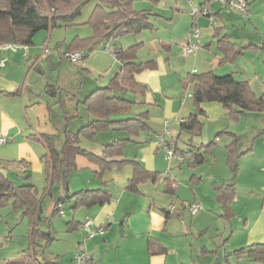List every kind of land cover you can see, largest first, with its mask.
Returning <instances> with one entry per match:
<instances>
[{
  "label": "rangeland",
  "instance_id": "rangeland-1",
  "mask_svg": "<svg viewBox=\"0 0 264 264\" xmlns=\"http://www.w3.org/2000/svg\"><path fill=\"white\" fill-rule=\"evenodd\" d=\"M199 1L200 0H134V9H149L152 13H157L162 16L160 22L156 21V23H159L160 28L156 31L146 30L140 34L125 35L117 38V41L124 47L135 45L141 39L142 45L137 51L139 60H158L159 58H163L167 52L162 48L161 42L170 44L168 50L170 64L167 65V63H165L167 67V75L160 76L159 80L163 88L172 86L166 95H168L170 97L169 99L174 102L175 108L177 109L182 106V109L190 108L191 112L194 111V106L192 104V99L187 97V92H192V86L187 85V87L184 88L181 85H176L175 82L176 80L180 81L179 76L183 75L182 73L185 74L187 71L200 73L211 70L215 74L223 75L229 71H233L236 73L235 77L237 79H244L246 77L250 80L252 79L253 87L255 89L256 87H260L264 82V0H247L249 3L247 16H242L230 8H221L220 15L223 20H219L215 15V7H218L219 5L216 0L215 1L218 5L216 6L215 3L212 5V9L214 10H212L213 15L206 17L205 15L198 13L193 17L192 12L199 7ZM95 6L96 0H89L82 8L77 23L67 28L57 27L52 29L57 34L56 37L59 39L58 41H62V48L64 47V37L70 40L75 36L77 37V35H80L81 37H89L92 35V28L87 24V21ZM45 11L48 12L49 10L46 8ZM167 18H170L171 20H168L169 27L165 28L164 26L167 24L165 19ZM191 22H196L197 24L193 27ZM0 27L2 26L0 25ZM193 28L199 30V38L197 39L198 49L192 54H184L182 48L185 45L186 40L189 39ZM249 28H251V32H249ZM213 33H217L218 35L228 33L231 40H234L237 43L253 41V43H257L259 47L254 50H247L242 55L234 54L233 57L228 55L225 61L221 63L224 54L215 47L217 39L213 37ZM44 34H46L45 31L37 33L35 39L43 37ZM200 39L204 42L199 43ZM207 43H211L209 50L203 48ZM44 44L45 42L41 46V54L39 53V50H37L41 71L33 70V78L32 80H29V84L32 86L31 89L35 92H41L43 96L36 98L33 103L28 105V115L30 117L31 127L35 129L27 130V132H25V130L23 132V137L25 138L27 135L25 133H28L29 135L39 133V136L41 135V137L42 133L50 135L51 143H53L54 147L60 151L64 142L62 129L59 128L61 127V123L69 126V130L76 131L78 128L73 126L82 125V123H84L83 120L87 115L85 108L81 105H77L78 109H75H77L76 114L78 117L70 119L65 123V114L63 115L62 109L52 102L56 101L59 97L62 99L69 97L67 95L68 90L75 87V81L77 80V77H75L74 74L75 70L82 72V65L89 67L91 69L90 73L93 77L98 78L100 75L98 74V71H101L102 75L103 72H105L106 75H111L115 61L110 53H94L91 57L80 59L78 62L72 63L68 58L62 57L64 51H58L53 47V44L49 45L48 53L44 54ZM240 47H237V50L240 49ZM101 48H103V46L98 44L97 49L100 52H103ZM111 48L112 45L111 47L109 46V51ZM49 57H51V60H49ZM50 61H52L53 64L50 63ZM96 62H99L97 63V67L94 66ZM83 72L86 73L85 71ZM46 84H53L55 86L59 85L58 89L55 88V97L44 91V86ZM177 84L179 83L177 82ZM126 97L129 100L134 101V104H132L129 109L130 113L127 116H123V118L132 117L136 113L149 110V117L147 120L148 127H151L150 130L154 127L157 131H160L159 129L162 128L163 123L162 120H160V113L157 110H153L152 107L149 108L148 105H145L144 108H142L143 100L137 102V100H140V95H132L128 93L126 94ZM45 99L50 100L48 106L46 105ZM205 106L207 107V112H210V114L217 109L222 108L220 104L215 102L204 104V109ZM146 107H148V109ZM171 121L172 120H170V123ZM200 121L202 122L201 132L199 135L194 136L193 139L197 142H208L209 140L214 139L215 133L219 128L214 116H211L210 119L203 117ZM169 128L177 130L176 125L171 124ZM245 129L248 131V134H243L242 140H251L253 154L252 157H249L252 159L244 163L242 167L237 170L236 174L234 172L232 174L228 169L226 170V162L224 163V160H221L219 156H217L213 165H211L212 157H210L199 167L191 169L186 165V161L179 162L175 158H165L164 152L160 148L159 149L162 151V153H160L162 155V168L158 171L170 172L174 170L173 175L176 180L180 182L186 180L185 177L187 172L198 174L199 170H202L207 175H205V179H207V177L212 176L211 171L225 170L231 181L235 182L237 197L232 205L234 206L236 217L233 220H235L234 222H236V224H239L241 222L239 216L245 213L246 208L252 210L253 206L256 208L260 203V200H257L259 197H254L252 198V201L250 200V205H247L249 200L247 191L250 185L254 184L255 186L264 187V167L262 171L263 175H258V177L254 178V166L257 164L259 154L264 153V128L261 130L254 128V122L249 118ZM122 132L116 133L114 136L116 138L126 137L128 132ZM104 134L105 132L101 131V133L97 135L98 137L92 140L81 138L79 145L84 149L99 154L101 153L103 143L109 141V136H111V134ZM143 134L146 133H142V135ZM189 139L190 137L188 135L181 133L179 137L175 136L173 141H176L177 147L180 149L186 147L185 145L188 143ZM218 140L217 143L211 145L212 154L219 149L223 154L225 153L222 146L227 140L226 135H219ZM40 141L43 140L40 138V140L22 141L21 144L15 142V139H13L8 143L1 144L0 172L4 173L9 180L16 184H20L24 181V174L31 175L29 183L36 186L41 207V215L38 223L43 230H50L52 232L54 240L44 244L43 242H40V237L35 236L38 237V242H36V245H31L32 240L30 239L28 230L29 218L23 215L22 210L14 209L11 205H5L0 209V255H4L2 253H9V255H13L16 258L28 254L29 256L36 257L38 264H42L46 260L53 261L57 256L58 264H77L74 262V258L78 252V245L82 244L88 254L89 252L86 246L87 241L90 239L86 238V233L82 230L80 225L77 230H68L67 221H70L73 218L75 221H79L82 224L86 219H89L88 210L92 208L77 207L73 209L75 201L74 198H72V194L80 190L95 188L106 189L113 195V197L118 199L121 198L120 205L130 202L131 205L139 207L144 204H166L168 202V196L162 193L160 184H157L158 187H154L151 182L145 184L142 183L138 185L139 191L135 192L119 187V185L113 180H109L104 184L93 172L97 165L84 157H77L76 167L69 171L66 185L62 182L51 183L45 177L44 170L47 155L41 158L44 154V149L42 151L43 146ZM133 146V143L126 146L124 149L126 154L124 156L125 158H133ZM179 149H176L177 153H180ZM20 157L26 159L29 163L28 167H24L18 162ZM11 159H13V161ZM174 163L180 164V166L176 165L175 168H172ZM188 173L187 175H189ZM105 174L103 176V181H105ZM124 191L126 193H123ZM60 198L63 199V202L60 205L62 215L58 213L53 214L54 206L59 202ZM121 210L122 207H120L119 211ZM214 213L220 214V212ZM214 213L210 211L208 212L205 206H200V209L194 215H191L190 211L185 208V211L182 214L169 220L167 225L169 230L165 235V239L169 242L170 260L175 261L187 257L190 252H192V247L199 252L202 246H205L208 249L217 246V258L219 263L223 264V249L230 253L235 247H240L239 245L241 244L239 242L241 235L238 231L233 230L232 227H235L233 226L234 224L231 225L232 227L229 225L226 235L221 236V232L223 231V218L216 217ZM91 229H94L93 225L91 226ZM216 229H218V231ZM234 229L237 230L239 228L236 227ZM121 230V227L114 225L112 236L110 237L112 243L110 241H103V239H100L101 237L95 240L91 239V241L88 242L94 244L100 239L99 246L101 247V251L97 256L98 258H96V264H112L110 262H114V257H117V254L115 256L113 252L117 249L116 247L121 236ZM226 238L229 240L223 243ZM43 244L44 246L42 247ZM190 245H192L191 248ZM124 255H126L125 252L123 257H125ZM136 257V263H141L142 259L139 258L140 254H137ZM120 258L121 256L118 255V259ZM209 258L213 261L215 260V257L210 256ZM94 260L91 261V264H94ZM123 262L125 263V261H122V263ZM228 264H250V262L248 261L247 256L245 257L241 255L239 258L236 256H228Z\"/></svg>",
  "mask_w": 264,
  "mask_h": 264
},
{
  "label": "crops",
  "instance_id": "crops-1",
  "mask_svg": "<svg viewBox=\"0 0 264 264\" xmlns=\"http://www.w3.org/2000/svg\"><path fill=\"white\" fill-rule=\"evenodd\" d=\"M204 2L205 0H200L198 6H209L212 9L213 8L212 5L214 3L216 4V6L218 5L215 0H208L207 2L205 3ZM220 9L221 8L219 7V5L218 7H215V15L218 17L219 20H223L222 16L220 15ZM150 13L153 15L150 18L153 24V29L147 31H153V30L156 31L160 28L159 23H156V21L160 22L162 16L157 13H152L151 11ZM165 20L167 21V24L164 27L168 28L169 27L168 20L171 19L167 18ZM196 24H197L196 22L193 23L191 22L192 26ZM250 29L251 28H249V32L252 31ZM12 31L15 33L16 38H21V36L26 33L24 30L22 31L15 27L12 28ZM45 33L46 34H44V36L39 39H35L36 36L35 35L33 38V44L28 46L15 42H4V41L0 42V136L9 137L10 139L8 140V142L10 140L15 139V142L17 143H21L22 141L25 142L28 140H36V139L40 140L41 138L43 140L40 141L42 142V146H43L42 151L44 149V154L41 156V158L47 155V145H48L47 142H45L43 136H47L49 138L48 142L52 146H54V144L51 143L50 135L42 133V137H41V135L39 136V133L38 134L33 133L32 135L25 133L27 135L25 136V138L23 137L24 135L23 132L25 130H26L25 132H27V130L35 129L31 127L30 117L28 115V105L33 103L36 100V98L43 96L41 92L33 91L31 89L32 88L31 84H29V80H32L33 78L32 76L33 70L34 71L37 70L39 72L41 71L37 50H39V53L41 54V46L44 42L45 43L47 42L49 45L53 44V47L58 51L61 50L65 51L69 48V45L73 41V38L68 40L66 37H64V47L62 48L61 46L62 41H58L59 39L56 37L57 34L52 29H50L48 32L45 31ZM89 37H81L80 35H77L78 39H85ZM213 37L217 39V41L215 42V47L224 54V56L221 59V63L225 61L228 55L231 57H233L234 54L242 55L247 50H254L255 48L259 47V45L257 43H253V41L252 42L249 41L247 43H237L234 40H231L228 33H223L221 35H218L217 33H213ZM117 40L118 39H113L107 41V43L106 42L99 43L101 46H103V48H101L103 52H100L97 49L98 44L95 45L94 47H92L91 51H89L84 55L82 59L91 57L94 53L111 54L114 46L124 47ZM187 41L188 40H186V43ZM200 42H204V41L200 39L199 43ZM105 43L107 44L106 50H105ZM5 44H19L20 47L15 50L10 48L4 49L2 46ZM110 44L112 45V48L109 51L108 48L109 46L111 47ZM137 44H140L139 47L142 45L141 39L138 41ZM73 45L75 44H72V46ZM21 46H26L27 53L25 57L23 56L24 50ZM161 46L164 49V51L167 52L163 58H159L158 60L155 59L139 60L137 56V61L139 62L154 61L156 66L153 70H144L136 74L135 79L136 81L146 85L147 87L146 92L144 93L143 96L140 97V100H137V102H141V100H143V105L141 106L142 108H144L145 105H148L149 108L152 107L153 110H157L160 113V120H162L163 122L162 128L159 129L160 131H157V129L153 127L151 131L150 130L151 127L149 126L147 129H149L150 131L146 129L140 130L137 134L131 137L133 142H130L129 144L133 143L134 145L133 146L134 155L132 159L137 161L145 169L146 172L145 174H142L139 178H137L136 180L137 188L133 190V192L139 191L138 185L142 183L145 184L151 182V184L154 185V187H156L157 184L158 185L160 184L162 193L168 196V202L166 203L167 205L163 203H156L157 204L156 205L153 203L151 205H145V204L140 205L139 207H135L131 205L130 202H126L120 205L121 198L118 199L116 197H113V195L110 193L111 199L109 202L100 206L99 205L89 206L92 208L88 210L89 219L86 220L92 221L93 228H96L97 226H102L105 228V231L101 236L94 235L93 237L89 238L90 240L87 241L86 248L89 252L88 254L91 258V261L95 259L94 260L95 262H93L94 264H96V258H98L97 256L101 251V247L99 246L100 239H103V241L106 242L110 241L111 240L110 237L112 236L114 225H117V227L118 226L121 227L122 230H121L120 239L118 240V245L116 247L117 249L113 252L115 256L117 254V257H114V262H110L112 264H221L219 263L217 258L218 257L217 246L212 249H208L207 247L202 246L198 252L194 247H192V245H190V248L192 247L193 249L192 252H190V254L187 257L185 258L183 257L175 261L169 259L170 247H168L169 242L167 241V239H165V235L169 230L167 226L168 222L170 219L178 217V215L182 214L185 211V208L182 207L183 204L193 203V202L199 204L201 207L205 206L208 212L209 211L213 213L220 212V214H216V213L214 214L216 215V217L223 218V224H222L223 231L221 232V236L226 235L229 229V225L231 226L233 224H234L233 226H235V227L231 226L233 230L238 231L239 234L241 235L239 242L241 244L239 245L240 247L237 248L235 247L234 250L231 251L230 253L229 251H225V249H223V254H222L223 264H228V256H236L234 252L241 248H247L255 244H264V187L255 186L254 184L250 185L247 191V196L249 197L247 205L248 206L250 205V200L252 201V198L254 197H259L257 198V200H260V203L259 205H257L256 208L255 206L252 205L253 206L252 210L246 208L245 213L239 216L241 222L239 224H236V222H234L235 220H233L236 217V213L234 206L232 204L237 197V190L235 187V182L231 181V179L227 176L225 170H219V171L213 170L211 171L212 176L207 177V179H205L206 174L202 170H199L198 174L194 172L191 173L187 172L189 175H187L186 173V177H185L186 180L180 182H178L175 176L173 175L174 170L170 172L158 171L162 168L161 167L162 155L160 154L162 153V151L155 143L156 136L161 135L164 132L165 130L164 122L167 121L168 123L166 127L168 130L167 143H169L170 146L173 147L176 146V148L179 149L177 147L176 141H173L175 136L179 137L178 123L181 119L187 117L188 114L191 113L190 108L182 109V106L177 109L175 108L174 102L169 99L170 97L168 95H166V93H168V91L172 88V86L163 88L159 80L160 76L167 75L166 74L167 67L165 63H167V65L170 64L169 63L170 59L168 57V50L170 48V44L166 42H161ZM210 46L211 43H207L203 46V48H205V50H209ZM236 46L237 47L241 46V47L240 49L237 50ZM78 47H80V44L78 45ZM78 50H83V48L81 49L78 48ZM84 51H87V48L84 49ZM49 60H51V57H49ZM114 61H115L114 69L111 75H106L105 72H103L102 75L101 71H98V74H100L98 78L93 77V75L90 73L91 69L89 67H86V65H82L81 69L86 73H88L89 75L84 73L83 71L80 72L79 70H75L74 74L75 77H77V80L75 81V87L73 89L68 90L67 95L69 97L66 99H62L59 97L56 101L52 102L58 105L62 109L63 115L65 114L64 116L65 123L68 122L70 119H75L76 117H78V115L76 114V110L78 109L77 105L83 106L86 111L87 116L83 120L84 123H82V125L73 126L78 128L76 131L69 130L68 129L69 126L61 123V127L59 128H61L63 132V141H64L63 145L65 143L67 136L78 134L82 126L93 121V117L89 115L86 105L84 104L85 99L91 91L95 90L98 87L106 86L110 82V80L114 77V75L116 74L119 68V62L116 59H114ZM50 63H52V61H50ZM97 63L99 62L92 64H94V66L97 67ZM209 71L213 72L211 70L204 72H209ZM191 72H194L196 74L204 73V72L197 73L195 71H187L185 74L182 73L183 75L179 76L180 81L179 80L175 81L176 85H181L184 88H186L187 85H191L183 82L184 77ZM228 73L233 74V76L235 77L236 73H234L233 71H229ZM237 80L246 81L249 84L255 96H261L262 94H264V82L262 85H260V87H256L255 89L253 87L252 79L250 80L248 77H246L244 79H237ZM177 82L179 84H177ZM56 86L53 84H46L44 86V91L47 94H50L51 96L55 97L56 96L55 88L58 89L59 85ZM45 102L46 105L48 106L50 100L45 99ZM64 102H68V103H64ZM148 107L146 108L148 109ZM211 114L210 112H207V107L205 106V115H206L205 118L210 119L211 116H214L216 124L219 127V128L217 127L218 129L216 133L226 129L227 131L235 134L238 137V141L235 145V151L236 154L239 155L236 160L237 170L240 169L244 163L252 159L249 157H252L253 154V147L251 145L252 144L251 140L249 141L242 140L243 134L246 135L248 134V131L245 129L247 127V121L250 118L254 122V128H258L259 130L263 129L264 112H247L245 115L239 116L235 120H231V119L228 120L226 118L227 121L224 118L225 110H223V108L217 109L215 112ZM170 120H172L171 123ZM171 124L176 125L177 130L169 128ZM104 132L105 134H111V136H109V141L103 143L102 149L104 145L119 139V137L116 138L114 136L116 135V132L112 131L110 128L104 130ZM142 133H146V134L142 135ZM97 135H95L91 139H87L81 137V134H79V138L80 141L81 138L86 140H92L94 138H97L98 137ZM226 137L227 140L222 146V149L225 153L223 154V152L220 151V149L218 148L219 150L215 151L212 154L211 152L212 150L210 146L208 149V155L206 156L203 162H205L206 159L212 157L211 165H213L215 163L217 156H219L221 160L222 159L224 160V163L226 162V166H225V168L227 167L226 170L228 169V171H231L227 163L228 150L226 148L227 145L231 144V138L229 136ZM213 140H215V136L214 139L209 140L208 142H214ZM192 141L198 146L200 144L208 143L201 141L197 142L194 139H192ZM215 143H217V141ZM185 146L186 147L180 148L179 150L180 151L186 150L188 146L187 144ZM125 155L126 154L124 150L123 156ZM11 160L13 161V159ZM18 162L21 163L24 167H28L29 165V163L26 161L24 157H20ZM201 164L192 167L188 165V162H186V165L191 169L197 168ZM176 165L180 166V164L174 163L172 168H175ZM263 167H264V153H261L259 154L256 166H254V172H255L254 178L258 177V175H263L262 173ZM133 172L134 171L132 167L126 166L120 171L114 170L106 173L105 180L108 181L113 180L114 182L117 183V185H119V187L127 189L129 181L133 178ZM231 173L233 174L232 171ZM149 174L156 175V179L154 182L149 180ZM25 176H29L28 180H25L24 178ZM24 177H23L24 181L22 183H29L31 175L24 174ZM221 185H232L234 187L235 194L233 199L228 205L226 204L225 201L219 198L217 187ZM155 192H156V188H155ZM123 193L126 192L124 191ZM169 206H174L175 211L173 212L172 216L166 219L165 214L163 213V209ZM120 207H122L121 211H119ZM72 220L74 223L72 225V229L77 230L79 225H81V223L79 221H75L73 218ZM28 226H29L28 230H29L30 239L32 240L31 245H36L37 244L36 242H38L37 239L38 237L31 236L30 223L28 224ZM236 227H238L239 229L237 230L234 229ZM216 230L218 231V229ZM98 238L100 239L97 240L94 244L88 243L89 241H91V239L95 240ZM148 240L155 241L156 243H158L157 246H159L160 244L164 248V252L163 253L158 252L157 254H150L147 250ZM228 240L226 238L223 241V243L227 242ZM40 242L46 244L42 239ZM110 242L112 243V241ZM44 244L42 245V247L44 246ZM0 247H1V243H0ZM124 252L126 253V255H124L125 257H123ZM2 254L4 255H0V264H38L36 257L29 256L28 254L16 258L13 255H9V253L7 254L2 253ZM137 254H140L139 258L142 259L141 263H136ZM118 255L121 256L120 259H118ZM241 255L245 257L247 256V255L239 254L236 257L239 258V256ZM210 256L215 257V260L214 261L211 260L209 258ZM247 259L250 262V264L252 263L255 264L251 260V258L247 257ZM122 261H125V263L124 262L122 263ZM263 261L260 264H263ZM58 263H59L58 258L56 256L53 261L46 260L42 264H58Z\"/></svg>",
  "mask_w": 264,
  "mask_h": 264
},
{
  "label": "trees",
  "instance_id": "trees-1",
  "mask_svg": "<svg viewBox=\"0 0 264 264\" xmlns=\"http://www.w3.org/2000/svg\"><path fill=\"white\" fill-rule=\"evenodd\" d=\"M89 0H0V42H15L23 45H32L34 36L41 32H48L57 27H70L77 23L82 8ZM134 0H96V6L91 13L87 24L92 28L89 38H73L66 51H82L83 56L95 45L109 40L117 39L125 35H136L143 31L153 29L150 18L153 16L149 10L133 9ZM208 0H205L207 2ZM204 2V3H205ZM249 4V3H248ZM202 7V6H199ZM49 11L46 12L45 9ZM194 26V25H193ZM24 30L26 33L21 38H16L12 28ZM221 41V40H220ZM105 43L107 49V44ZM72 44H75L72 46ZM83 48V50L78 47ZM140 44L127 47L114 46L111 55L119 62V68L114 77L106 86L98 87L91 91L85 99L89 115L93 121L82 126L78 134L67 136L60 151L52 146L47 136H43L47 142V159L45 160V177L49 182H62L66 185L67 175L76 167L77 157H84L97 166L93 172L104 184L103 176L107 172L120 170L126 166L133 169V178L129 181L127 189L135 190L137 178L145 174V169L134 159L123 156L126 146L133 142L132 136L140 130L148 128L147 120L149 111L136 113L132 117L123 118L130 112L129 109L134 101L126 97L127 93L143 96L147 90L146 85L139 83L135 75L144 70H153L156 66L154 61H137V50ZM87 48V51L84 49ZM77 49V50H75ZM184 83L192 85V104L194 111L178 123V133H185L190 137L184 151L192 154L188 165L201 164L208 155L211 144L218 141L219 135L231 138V144L227 145V163L232 172L237 171L235 145L238 137L226 129L217 132L214 142L200 144L193 143L192 139L201 132V118L205 117L203 105L210 102L218 103L225 110L224 118L235 120L247 112H264V94L255 96L246 81L237 80L233 74L216 75L213 72L196 74L188 73L184 77ZM111 129L116 133L128 132L124 138H119L104 145L102 152L97 154L79 145L81 137L91 139L101 131ZM122 132V133H123ZM175 150L176 146L173 147ZM180 151V150H179ZM28 180L29 176L24 177ZM155 174H149V180L154 182ZM219 198L228 205L234 197L235 191L232 185L217 187ZM77 207H89L103 205L110 201L111 194L103 188L80 190L72 194ZM63 199H59L54 206L53 214L58 213ZM5 205H11L14 209L22 210L24 216L29 218L31 236L40 237L46 244L54 240L50 230H43L39 225L41 207L38 191L31 183L15 184L0 172V209ZM165 218L170 213L167 208L163 209ZM73 220L67 221L68 230H73ZM152 240H148L147 250L150 254L163 253L164 248ZM247 255L255 264L264 260V244H255L247 248H241L234 252Z\"/></svg>",
  "mask_w": 264,
  "mask_h": 264
},
{
  "label": "built area",
  "instance_id": "built-area-1",
  "mask_svg": "<svg viewBox=\"0 0 264 264\" xmlns=\"http://www.w3.org/2000/svg\"><path fill=\"white\" fill-rule=\"evenodd\" d=\"M218 4L220 5V8H230L241 14L242 16H247L248 12V2L247 0H216ZM198 13H201L205 15L206 17H210L213 15L212 9L209 6H202L198 7L192 12V16H196ZM194 27V26H193ZM199 38V30L197 28H193L190 33V38L188 39L187 43L183 46L182 52L184 54H192L194 51L198 49V43L197 39ZM196 40V41H194ZM4 49L10 48V49H17L20 47L19 44H5L2 46ZM23 48V56H26L27 50L26 46H21ZM106 47V45H105ZM106 50V49H105ZM49 51V44L46 42L43 45V53L46 54ZM83 53L82 51H64L62 53V57L68 58L72 63L78 62V60L82 59ZM187 97H192V92H187ZM167 121L164 122L165 130L163 134L157 135L155 143L157 146L164 152L165 158H175L179 162H188L192 159V154L187 151H180V153H177L173 146H170L169 143H167V136H168V130H167ZM10 138L0 136V145L7 143ZM59 210L58 214L62 215V212L60 210V205H58ZM183 208H186L190 211L191 214L196 213L200 209V205L193 202V203H185L182 205ZM167 210L170 213H173L175 211L174 206L167 207ZM82 230L86 233V238H91L94 235H102L105 231V228L102 226H97L94 229H91L92 222L90 220H86L81 225ZM74 262L77 264H91V258L89 254H87L85 247L82 244L78 245V252L75 255Z\"/></svg>",
  "mask_w": 264,
  "mask_h": 264
}]
</instances>
